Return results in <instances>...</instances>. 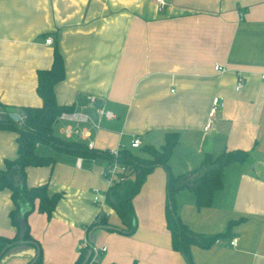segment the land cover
Wrapping results in <instances>:
<instances>
[{
  "label": "crops",
  "instance_id": "1",
  "mask_svg": "<svg viewBox=\"0 0 264 264\" xmlns=\"http://www.w3.org/2000/svg\"><path fill=\"white\" fill-rule=\"evenodd\" d=\"M163 1L162 8L157 0H0V101L11 108L41 106L37 73L52 66L58 49L65 78L54 87L57 103L85 111L95 96L113 118L78 124L57 119L56 135L110 151L131 149L136 136L141 146L161 147L166 133L178 132L169 161L174 175L198 169L208 153L248 152L245 162L223 169L211 206L198 207L185 188L176 194V207L191 231L227 233L210 248L192 245L194 264H264V0ZM48 37L52 45L45 43ZM239 75L245 80L241 90L235 87ZM215 98L224 105L205 130ZM67 127L88 137L69 138ZM17 139L18 133L0 128V169L17 158ZM37 151L56 162L27 167V187L47 183L50 194H63L51 216L35 206L27 217L42 264H75L85 240L107 247L99 264H187L167 228L163 167L149 174L133 199L137 227L126 235L86 229L99 211L111 226L124 228L105 200L108 161L44 144ZM14 207L12 191L1 189L0 236L17 234ZM35 255L32 245L16 246L0 264H30Z\"/></svg>",
  "mask_w": 264,
  "mask_h": 264
},
{
  "label": "trees",
  "instance_id": "2",
  "mask_svg": "<svg viewBox=\"0 0 264 264\" xmlns=\"http://www.w3.org/2000/svg\"><path fill=\"white\" fill-rule=\"evenodd\" d=\"M64 78V60L58 49H55L52 66L49 69H41L37 73V93L42 100V105L20 107L25 115V119L20 124L10 117L0 122V128L18 133V156L14 160H6V169H0V190L9 188L12 191L15 207L10 212V216L13 225L17 228V234L13 238L0 236V254L17 241L20 232L18 219L22 210L27 224L24 240L36 242L41 246L30 234L27 217L34 211L35 206H38L39 212L51 216L63 197L62 193L50 194L47 183L30 188L26 185L27 167H51L56 162L55 157L38 153L37 145L44 144L58 152L76 157L102 158L108 161V164L116 159L119 164L128 168V173H124L125 180L110 187L105 194L106 202L114 208L124 228L111 226L106 216L100 215L99 221L95 219L88 229L103 226L126 235L133 234L137 227L133 199L140 192L149 174L156 167H163L167 173L165 215L167 228L172 235L173 247L182 253L187 264H194L191 257L192 245L203 249L210 248L227 233L203 235L191 231L179 217L176 194L188 188L195 194L198 207L211 206L215 193L223 186V169L236 162H245L249 158V153L242 150H223L218 156L208 153L198 169L174 175L169 161L173 149L179 143L178 132L166 133L165 142L161 147L145 144L137 148V152L136 149L124 147L119 150L117 158L109 150L90 149L84 141L64 139L55 134V124L62 113L72 112L75 109L74 105L64 106L57 103L54 87ZM234 224V222L230 223L229 228ZM84 258L85 256L79 257L75 264H82ZM35 264H42V251Z\"/></svg>",
  "mask_w": 264,
  "mask_h": 264
},
{
  "label": "built area",
  "instance_id": "3",
  "mask_svg": "<svg viewBox=\"0 0 264 264\" xmlns=\"http://www.w3.org/2000/svg\"><path fill=\"white\" fill-rule=\"evenodd\" d=\"M157 2L160 5V7H162V8L166 4L163 0H157ZM53 42H54L53 37H48L45 40V43L47 45H52ZM215 70L218 72L225 71L221 65H216ZM261 77L264 80V73H262ZM244 86H245V80L241 75H239L237 77V82H236L235 87L237 90H241ZM88 100L90 102V106H89L90 108L95 107L96 103L98 102V99L95 96H89ZM223 105L224 104H223L222 99H219V98L213 99L212 105L209 109L208 119H207V123L205 126V130H208L212 126L216 114L218 113V111L220 109L223 108ZM95 111H96L98 120H100L104 116L107 118H113V113L111 111H107L104 107H96ZM13 115H17L19 117L18 121H15V122H18L19 124L22 123V121L25 119L24 118L25 115L21 111L20 107H13L12 109H9L8 106L4 105L0 101V122H2L4 119H6L8 117H10L12 119ZM58 119L74 121L77 124L90 120L89 116L87 114H85L82 110L76 111V112L74 111L73 113L64 112L59 116ZM64 134L69 138L78 137V138L86 139L88 137V133L86 131L79 130L78 128L72 129L70 127H67L64 130ZM141 145H142V142H141L140 138L138 136H136L131 140L130 148L137 149V148H140ZM88 147L90 149L94 148L93 143L89 142ZM122 148H124V146H121L120 148H118L116 150H110V153H112L114 155V157L117 158L119 155V150ZM80 160L81 159H79V161ZM124 173H126V174L128 173V168L119 164L117 162V160L115 159L114 162L109 163L106 166L105 171H104V178H105L106 182L109 183L110 187H112L113 185L120 183V182H123L125 180V174ZM94 202L98 203L97 196H95ZM100 212H102V211H99V214L95 218L97 221H99V216L101 215ZM86 229L88 230V227ZM235 243L236 242L234 240L231 242V245H235ZM89 250L92 251V254H91L87 264H99V256L102 253L107 251V247L106 246L99 247L97 245L90 243L88 240H85V242L81 245V247L79 249V252H78L79 257L86 256V254Z\"/></svg>",
  "mask_w": 264,
  "mask_h": 264
},
{
  "label": "water",
  "instance_id": "4",
  "mask_svg": "<svg viewBox=\"0 0 264 264\" xmlns=\"http://www.w3.org/2000/svg\"><path fill=\"white\" fill-rule=\"evenodd\" d=\"M104 105V103L102 101H99L96 103L95 107L93 108H90V109H87L85 111H83L85 114H87L93 121H97L98 117H97V114H96V111H95V108L96 107H102ZM12 119L14 121H18L19 117L17 115H13L12 116ZM18 222H19V225H20V232H19V236H18V239L17 241H15L11 246L10 248L6 251L4 250L1 254H0V258H3V256L13 247H16V246H20V245H30V244H33L34 247L36 248V255L35 257L33 258V260L31 261L30 264H35L38 259L40 258V255H41V248L40 246L36 243V242H33V241H25L24 240V236L26 234V231H27V224H26V220H25V216H24V212L23 210L20 212V215H19V219H18ZM98 228H103V229H106V227H103V226H97L96 229ZM91 243V242H90ZM92 254V251L89 250L84 258V261L82 264H87V262L89 261V258Z\"/></svg>",
  "mask_w": 264,
  "mask_h": 264
},
{
  "label": "rangeland",
  "instance_id": "5",
  "mask_svg": "<svg viewBox=\"0 0 264 264\" xmlns=\"http://www.w3.org/2000/svg\"><path fill=\"white\" fill-rule=\"evenodd\" d=\"M8 108H9V109H12L11 107H8ZM42 154L45 155L44 152H43ZM46 156H48V155H46ZM49 156H50V155H49Z\"/></svg>",
  "mask_w": 264,
  "mask_h": 264
}]
</instances>
